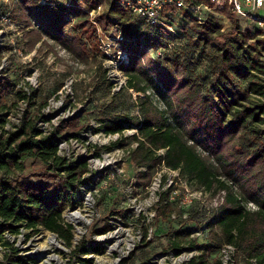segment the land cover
<instances>
[{
  "label": "trees",
  "instance_id": "1",
  "mask_svg": "<svg viewBox=\"0 0 264 264\" xmlns=\"http://www.w3.org/2000/svg\"><path fill=\"white\" fill-rule=\"evenodd\" d=\"M82 1L45 0L44 4L34 6L33 0H18L14 2V12L28 25L34 24L33 20L37 23L28 32L33 41H39L45 34L75 57L87 61L90 39L95 47L97 33L90 23L89 12L80 4ZM107 2L109 7L102 14L105 29L121 26L128 40L135 42L128 45L129 61L122 64L128 77L126 89L114 93L111 102L101 107L103 115L109 118L107 122L104 116L101 120L107 133H121L118 142L124 147L128 139L124 135L126 125H135L138 129L131 135L137 146L129 153L135 166L146 167V170H138L136 183L147 188L154 173L165 166L178 170L181 177L195 181L212 195L224 191L223 204L212 217L199 219V211L191 210L189 218L198 219L201 226L205 224L211 238L208 248L233 244L238 250L237 258L241 257L249 264H264V102L251 100L252 94L264 96L262 31L242 30L240 18L234 14H228L231 23L223 30L220 17L208 15L204 22H199L188 11H182L176 17L168 10L169 24H151L121 0ZM182 17L192 21L180 25L182 32L169 27L175 26ZM87 34L89 36L85 37ZM170 44L174 47L158 60L146 49L149 45L155 49L169 48ZM146 59L148 63H145ZM147 64L154 66V70ZM106 83L109 89L113 87L114 83L109 79ZM3 89L7 87L0 86V91ZM130 89L142 93L135 101L139 112L136 115L130 112L115 114L112 101ZM4 96L1 91L0 109L7 107L1 100ZM35 104L32 103V107ZM31 112L32 108L18 130L0 139V173L3 175L0 176V244L4 243L6 230L17 232L16 223L28 219L35 232L41 225L72 245L73 226L64 222L63 212L72 205L70 190H77L85 179L93 180V174L84 178L91 172L86 161L69 164L58 154V136L53 134L37 139L39 131ZM80 121L82 116L66 120L57 131L63 134L69 128L71 133L77 134L85 126ZM1 122L0 119V125ZM160 149H164V153H160ZM32 156L40 158L46 165L45 175L52 181L41 183L21 179L14 185L5 171H19L24 168L25 160ZM162 177V182H166L167 175ZM173 188L161 193L155 205L156 219H171L177 211L179 204L170 198ZM248 200L254 201L258 208L248 209L245 204ZM181 208L178 209V218L182 221L180 229L171 236L172 248L177 253L187 248L185 242L199 246L191 237V229L183 225L185 219ZM131 210L118 209L111 213L123 214ZM113 228L107 222L98 231L105 233ZM143 233L142 242L146 243L150 240L146 227ZM82 250L88 252L89 249ZM133 256L134 252L120 264H134L130 263ZM6 258L8 264H29L28 258L16 249L7 253ZM80 261L79 264H93L92 259L84 257ZM184 264L224 263L222 258L210 261L207 249H204Z\"/></svg>",
  "mask_w": 264,
  "mask_h": 264
},
{
  "label": "rangeland",
  "instance_id": "2",
  "mask_svg": "<svg viewBox=\"0 0 264 264\" xmlns=\"http://www.w3.org/2000/svg\"><path fill=\"white\" fill-rule=\"evenodd\" d=\"M65 1L69 3L72 0ZM14 2L18 0H10L8 5H2L1 8H10L14 21L6 25V28L3 26L5 40L2 42V37L0 38V86L7 87L1 90L2 94L6 95L1 100L2 103L11 105L4 119L9 120L8 127L11 130L21 123V120L20 123L18 121L20 116L13 106L21 102L20 94L26 93L25 102L36 103L32 107V116L35 115L37 119L43 108L45 121L43 120V125H39L42 130H38L45 133L41 137L53 134L58 136V154L66 158L69 164L86 161L91 172L84 178L93 174V180L85 179L77 190H70L72 205L63 212V219L65 223L73 226L72 245H68L58 234L51 233L41 225L37 226L38 230L35 232L34 228L29 226V220L23 219L16 223L18 230L15 234L5 236L4 243L7 246L0 248V264L8 263L6 254H10L14 249L28 258L29 264H79L81 257L92 259L93 264H120L123 258L131 257L133 252L130 263L134 264H184L204 249H207L212 262L222 258L224 264H249L243 258H237V249L229 252L226 257L221 248H208L211 238L207 235L205 224L201 226L198 219L189 218L191 210L199 211V219L212 217L223 204L224 191L212 195L195 181L181 177L178 170H170L165 166L154 173L147 188L139 186L136 183L138 170H146V167L137 168L129 153L131 148L137 146L131 136L136 132V126L126 125L124 135L128 136V139L124 147L118 142L121 133H107L102 125L101 117L104 116L106 122L109 118L103 115L101 107L111 102L114 93L121 88L126 89L128 77L122 69V64L129 61L128 45L135 42L134 39L128 40L121 26H113L111 30H106L103 26L102 14L109 7L107 0H83L80 3L89 12L90 23L97 33L95 47L90 39L91 51L87 61L75 57L58 41L45 34H42L39 41H33L28 32L37 26V23L32 19L34 24L28 25L26 21L21 20L14 12ZM33 3L34 6H39L44 4L45 0H33ZM260 13L264 17V8ZM239 22L242 30H255L248 20L239 19ZM184 23L191 24L192 21L182 17L175 24L174 30L182 32L180 25ZM119 31L124 35L123 40L118 38ZM87 36L89 34L85 35ZM170 45L169 48L158 49L149 45L146 49L157 59L170 52L171 47H174L173 44ZM262 57L264 59V56ZM145 63H148L147 59ZM147 66L154 70V66ZM169 66V69L172 68ZM108 79L114 83L111 89L106 83ZM141 94L133 89L125 90L112 101L114 113L122 115L130 112L136 115L139 108L135 101ZM153 99L164 108L157 97L153 96ZM251 100L261 103L264 102V96L252 94ZM79 116H82L80 123H85V126L77 131V134L71 133L69 128L63 134L57 131L64 121ZM97 158L99 162L96 161ZM215 159L213 157V160ZM23 166L24 168H18L19 171H5L6 177H9L14 185L21 179L41 183L52 181L45 175L47 168L40 158L28 157ZM164 174L167 175V181L163 183ZM171 186L174 188L170 192V198L178 203L179 207L173 218L156 219L155 205L160 200L161 193L169 191ZM235 186L238 187L239 184L235 183ZM190 199L193 202L187 205ZM245 204L251 210L258 208L252 200L246 201ZM180 206L185 219L183 225L191 229V237L196 239L199 246H190L185 242L187 248L177 253L172 248L171 236L175 230L180 229ZM129 208L132 210L124 211L123 214L111 213L112 210ZM75 211H79L85 219L79 223L72 220L71 213ZM107 222L114 228L100 233L98 230ZM145 227L150 240L143 243ZM51 235L60 240L58 246L48 244ZM131 243L134 246L130 248ZM94 247L99 249L95 250ZM83 248H88V252H83ZM253 262L255 263L254 259Z\"/></svg>",
  "mask_w": 264,
  "mask_h": 264
},
{
  "label": "built area",
  "instance_id": "3",
  "mask_svg": "<svg viewBox=\"0 0 264 264\" xmlns=\"http://www.w3.org/2000/svg\"><path fill=\"white\" fill-rule=\"evenodd\" d=\"M132 12L138 14L139 16L146 19L151 24H169V18L167 16V11H173L174 15L178 17L182 11H188L192 13L199 22H204L205 18L208 15L220 17L223 21V27L225 28L230 26L231 20L228 14H234L240 19H246L255 29H260L262 31V36L264 37V17L261 16L260 11L264 8V0H121ZM10 0H0V5H8ZM6 10L0 8V38L3 42L5 40V32L4 27L6 25L11 24L12 21V12L10 8H5ZM4 26V27H3ZM171 29H174L173 25H169ZM118 38L120 40L124 39V35L121 31H119ZM3 68V67H2ZM22 99L20 103H15L13 108H15L16 112H18L20 119L18 120L21 123L9 129V120H5L4 116L9 113L8 108L11 105H7L5 109H0V139L8 136L11 132L18 130L27 115V113L32 108V103H26L25 99L26 93H23ZM43 109V108H42ZM41 112L37 119H35V127L40 129L39 125H43L44 116ZM23 114V116H22ZM10 115V114H9ZM22 116V117H21ZM39 131V134L36 135L37 139L42 138L41 136L45 133V131ZM135 130L138 129L135 127ZM79 134V133H78ZM14 145V144H13ZM164 149H160V153H164ZM59 152V150H58ZM1 153V147H0ZM96 160H99L98 158ZM187 202V201H186ZM192 199L189 200L187 205L192 203ZM52 232V231H51ZM53 234H57L52 232ZM15 231L6 230L3 233V240L5 241L6 235H13ZM7 246L6 244H0V248ZM223 253H225L226 257H228L229 252H234L236 247L233 244H223L221 247ZM232 257V256H231ZM231 259V258H230ZM8 262V260H7ZM8 264V263H7Z\"/></svg>",
  "mask_w": 264,
  "mask_h": 264
},
{
  "label": "bare ground",
  "instance_id": "4",
  "mask_svg": "<svg viewBox=\"0 0 264 264\" xmlns=\"http://www.w3.org/2000/svg\"><path fill=\"white\" fill-rule=\"evenodd\" d=\"M96 161H98V160H96ZM99 162V161H98ZM71 218H72V220H74L76 223H79L82 219H85V217L79 212V211H75V212H72L71 213ZM49 231V230H48ZM52 233V232H51ZM50 239V242L48 243V244H51V245H56V246H58V244L60 243V240L58 239V238H55V236H50L49 237ZM53 245V246H54ZM133 245V243H131L130 244V248H131V246ZM134 246V245H133Z\"/></svg>",
  "mask_w": 264,
  "mask_h": 264
}]
</instances>
